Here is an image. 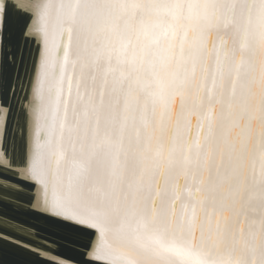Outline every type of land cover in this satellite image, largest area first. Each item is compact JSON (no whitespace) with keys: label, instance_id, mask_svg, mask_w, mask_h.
<instances>
[{"label":"snow or ice","instance_id":"1","mask_svg":"<svg viewBox=\"0 0 264 264\" xmlns=\"http://www.w3.org/2000/svg\"><path fill=\"white\" fill-rule=\"evenodd\" d=\"M53 2L40 14L45 35ZM55 3L60 34L75 33L77 52L70 61L65 49L47 102L45 55L37 120L56 137L52 162L67 166V194L87 201L115 233L116 247L102 243L89 256L106 264H264V0ZM9 6L34 18L31 0L0 4V46ZM193 115L195 140L184 134ZM157 130L166 131L163 153L153 151ZM6 153L0 131V188L12 169ZM161 157L179 172L177 187L157 192L148 208L125 184L128 161L138 158L143 172ZM31 173L43 183L39 156ZM52 195L54 215L97 228L62 211L55 188Z\"/></svg>","mask_w":264,"mask_h":264},{"label":"water","instance_id":"2","mask_svg":"<svg viewBox=\"0 0 264 264\" xmlns=\"http://www.w3.org/2000/svg\"><path fill=\"white\" fill-rule=\"evenodd\" d=\"M32 15L29 19L9 6L0 46V108L6 109L0 131L12 164L0 188V264H51L53 258L56 264H106L89 256L99 241L98 229L54 215L30 173L33 85L43 47L33 7ZM26 160L29 171L22 173Z\"/></svg>","mask_w":264,"mask_h":264},{"label":"bare ground","instance_id":"3","mask_svg":"<svg viewBox=\"0 0 264 264\" xmlns=\"http://www.w3.org/2000/svg\"><path fill=\"white\" fill-rule=\"evenodd\" d=\"M1 1L2 0H0V4ZM47 2L48 0H35L33 3V9L36 15L35 21L38 30L40 29L41 10ZM46 24L47 35L39 30L43 41V47L37 79L33 91L35 106L32 114L33 131L30 143V173L32 161L37 160L39 156L42 169L41 178L43 183H41L39 179H35L38 180L41 195L47 202V205L49 207L51 206L53 199L52 190L55 188L61 196L62 211L69 213V215L75 216L78 219H85L97 224L99 241L96 248H99L102 243L116 247L117 240L114 231L107 230L104 220L96 213V210L87 201L77 200L74 196L67 194V166L63 162H61L59 166L52 162V153L57 151L56 137L55 135L49 134V129L44 122L37 120V112L41 108L42 104L39 89L41 74L45 69V55L48 56L49 60L48 75L43 88L44 102H47L48 90L49 88L55 87L56 77L58 76L60 65L63 62L65 49L67 48L70 61L75 59L77 52V40L75 33H73L71 39H69L66 35L60 34V25L57 19L55 0L49 8ZM64 27H67V25H64ZM70 72L71 63H69L67 67L66 75ZM184 104L186 108L197 111L189 99L185 98ZM180 105L181 98L177 97L175 103L170 105V110L178 111ZM199 132L200 127L197 121V116L193 115L191 117V124L186 126L184 129V134L192 140H195ZM155 135L160 137V139L159 142L153 144V151L159 150L163 153L166 131L161 133L157 130ZM141 168L142 164L138 158H130L125 173V184H132L133 190L136 191L141 202L148 208H151L153 198L156 196L157 192H160L162 197L165 192L171 195L173 190L177 187L176 180L179 172L177 171L174 173L171 171L168 168V161L163 157H161L158 164L153 161H148L147 167L143 170V172L141 171ZM61 180L63 183H61ZM45 185H47L49 190L47 196L45 195ZM101 231L104 232L103 236H101Z\"/></svg>","mask_w":264,"mask_h":264}]
</instances>
